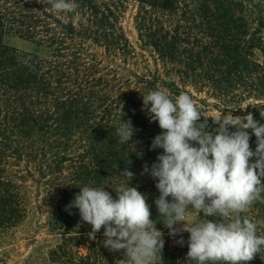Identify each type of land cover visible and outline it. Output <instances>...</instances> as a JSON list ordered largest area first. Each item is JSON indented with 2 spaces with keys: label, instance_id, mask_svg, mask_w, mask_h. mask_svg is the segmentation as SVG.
<instances>
[{
  "label": "trees",
  "instance_id": "trees-1",
  "mask_svg": "<svg viewBox=\"0 0 264 264\" xmlns=\"http://www.w3.org/2000/svg\"><path fill=\"white\" fill-rule=\"evenodd\" d=\"M75 2V12L65 13L46 0H0V264H8L7 247L31 211L44 215L50 239L29 237L24 264H128L123 250L104 247L103 227L90 239L79 209L65 210L86 185L116 199L125 168L163 233L156 264H192L190 234L170 235L155 204L160 193L150 170L163 149L151 144L163 130L143 97L189 94L209 131L221 113H251L264 124V0ZM130 5L135 43L123 26ZM129 120L135 131L123 145L116 130ZM241 215L264 235V203ZM259 255L247 264H264Z\"/></svg>",
  "mask_w": 264,
  "mask_h": 264
},
{
  "label": "clouds",
  "instance_id": "clouds-1",
  "mask_svg": "<svg viewBox=\"0 0 264 264\" xmlns=\"http://www.w3.org/2000/svg\"><path fill=\"white\" fill-rule=\"evenodd\" d=\"M46 4L56 12L74 13L78 8L75 0H46ZM143 102L150 119L158 121L163 130L151 144V149H163L150 170L160 193L155 204L170 235L190 234L188 262L252 261L264 252V235L257 234V222L241 214L257 201L264 203V124L251 113L243 117L221 113L212 118L218 127L209 131L207 121L198 123L202 115L184 92L172 99L167 92L154 90L143 97ZM260 115L264 118V113ZM249 129L256 137L255 151L250 147ZM134 131L130 120L122 122L116 130L119 142L125 145ZM126 163L131 164V160ZM143 171L149 172L146 164ZM119 174L127 182L116 187V199L105 187L86 185L79 187L80 192L65 210L79 209L82 221L91 226L90 239H95L103 227L104 247L123 250L128 264L162 262L163 233L151 219L147 197L136 187H129L132 171L125 168ZM190 215L204 219L190 220ZM179 243H183L182 238Z\"/></svg>",
  "mask_w": 264,
  "mask_h": 264
},
{
  "label": "rangeland",
  "instance_id": "rangeland-1",
  "mask_svg": "<svg viewBox=\"0 0 264 264\" xmlns=\"http://www.w3.org/2000/svg\"><path fill=\"white\" fill-rule=\"evenodd\" d=\"M135 12L136 9L134 5H130L123 20L124 29L133 43L137 41V33L134 24ZM10 43L20 48L25 47V45L16 40H11ZM189 219L199 220V217L190 215ZM44 220V215L42 213L34 211L30 212L24 225L17 230L16 238L11 241L12 246L9 245L7 247L10 251L8 264H24V259L31 251L30 242L28 240L29 237L37 235L36 237L38 240H43L44 238L50 239L43 228Z\"/></svg>",
  "mask_w": 264,
  "mask_h": 264
}]
</instances>
